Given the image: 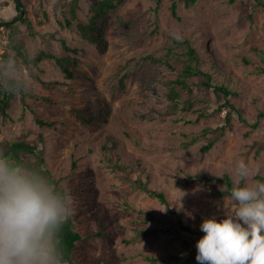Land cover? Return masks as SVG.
Instances as JSON below:
<instances>
[{"label": "rangeland", "instance_id": "rangeland-1", "mask_svg": "<svg viewBox=\"0 0 264 264\" xmlns=\"http://www.w3.org/2000/svg\"><path fill=\"white\" fill-rule=\"evenodd\" d=\"M22 1V16L32 26L19 20L14 27L3 23L8 38L14 32L11 42L34 57L61 54L65 40L82 77L66 83L55 58L27 64L11 50L9 63L0 64L3 78L10 84L21 80L31 94L24 98L17 87L7 115L0 110V153L7 141L16 140L43 149L66 188L76 228L88 236L74 251L77 263L264 264V233L257 232L264 228L263 206L221 195L225 184L200 178L229 174L248 198L257 194L259 177L264 179V6L256 0H197L190 6L179 0H107L114 7L106 6L100 19L107 40L102 52L78 22H88L92 9L105 0ZM16 14L14 0H0V21ZM190 47L197 50V61L190 57ZM185 63L199 64L215 83L236 92L230 97L235 108L219 110L222 100H216L213 87H196L191 98L173 99L168 83L176 69L169 64ZM69 85L73 92L65 90ZM92 97L99 108L108 101L110 112L106 121L85 124L71 109ZM37 117L51 124H39ZM108 136L131 177L110 160L104 146L113 143H106ZM211 140L214 145L202 151ZM138 178L163 191L170 206L138 187ZM40 186L19 168L8 174L0 155L5 197L0 264L36 263L34 256L23 258L19 252L13 259L4 257L6 244L18 232L41 239L44 249L52 247L50 233L34 214L20 218L8 207ZM174 210L193 229L217 232L220 256L207 249L193 255L196 248L185 241H192L194 233L161 230L160 221L172 223ZM235 228L254 232L258 251Z\"/></svg>", "mask_w": 264, "mask_h": 264}, {"label": "trees", "instance_id": "trees-1", "mask_svg": "<svg viewBox=\"0 0 264 264\" xmlns=\"http://www.w3.org/2000/svg\"><path fill=\"white\" fill-rule=\"evenodd\" d=\"M16 4L17 14L11 19H6L7 21H0V24L5 23L7 27H14L18 20L21 22H28L31 27L32 22L27 16H21V12L25 10V4L22 0H14ZM160 1V0H158ZM184 1L186 5L190 6L195 4L197 0H179ZM258 4L264 6V0H256ZM178 1H174L172 4V12L177 15L176 6ZM106 6L114 7V3L108 2L107 0L101 2L98 6L94 7L90 13L89 21L86 22L80 19L78 24L83 32V35L89 39L92 43L98 45L100 50L104 52L107 48V40L103 35L102 28L100 25V19L102 14L106 10ZM14 34V32H13ZM12 33L9 35V43L3 53L0 64H8L12 55V51L18 52L22 59L27 63H37L44 58H55L58 64L61 66V70L65 76V82L77 81L81 76L80 71L77 70L76 57H71L69 51L72 49L67 45L65 40H62V46L64 47L63 52L59 55L47 54L41 52L37 56H29L27 51L17 44L11 42ZM12 50V51H11ZM77 49H73L76 52ZM191 58L198 60V53L194 47H190L188 51ZM152 60H161L160 58L148 56ZM171 67L176 69L175 76L171 77L168 85H170V95L173 99L184 95L186 98H191L194 94V89L196 87L205 86L206 88L213 87L216 100H222L219 104V110L224 106L229 105L231 108H235V105L231 101L230 97L236 92L232 91L224 83L217 84L212 80L210 73L204 71L199 64L185 63V65H173L169 64ZM3 71L0 68V110L7 115V105L9 104L10 96L14 89L20 88L22 96L25 98L28 91H25V86L21 80H14L10 84V81L5 80ZM12 82V81H11ZM46 85H53L52 81L47 82L43 80ZM55 84V83H54ZM67 85V84H66ZM68 86V85H67ZM65 90L68 92H73L71 85ZM45 100L54 101L55 99L50 95L43 96ZM24 100V99H23ZM95 99L84 98V102L73 105L72 112L75 117H77L81 122L85 124H92L98 121H106L108 114L110 112V106L108 101L101 108L97 106ZM261 114V113H260ZM259 114V115H260ZM231 112H228L226 121L230 123ZM240 119L246 122V119L241 115ZM37 122L39 124L50 125L51 122L45 121L41 117H37ZM257 124V120L254 125ZM225 127L223 126L222 129ZM113 142L110 148H105L108 152H111L112 157L110 160H115L114 165L117 169L126 173L127 177H131L130 171H127V167L117 159L115 154V140L112 136H108L106 143ZM214 145V140L209 141L207 144L203 145L202 151H208ZM7 149L2 151L0 155L6 158V166L8 174H11L15 168H19L20 172L26 177L31 178L38 182L41 186L39 188L32 189L27 192V194L19 201L9 204V208L14 211L18 217H24L28 214L35 215L34 217L41 221L47 232L51 235L52 247L49 249H44L41 247V239L33 238L29 234L23 232H18L16 237H12L11 241L6 244V249L4 252V257L13 259V255L19 252L23 258L29 256H34L36 258L35 264H78L74 258V251L77 245L88 238V236L83 235L75 226V222L72 214L69 212V205L67 201V191L60 178L56 177L48 165L46 157L44 155L43 149L38 148L36 145L26 141V140H16L7 141ZM76 163H74L75 165ZM200 178L202 180H212L216 179L222 184L226 185L225 190H221L220 194H230L237 197L239 200L247 203L260 202L264 208V188H263V177H259L257 194L254 197H245L242 190L236 187L233 177L229 174H224L222 177L214 176H203ZM135 183L144 190L149 195L158 199L161 203L165 204L167 207L170 206L169 201L163 191L157 188L148 186L147 183L142 182L140 178L134 180ZM5 200L3 188H0V216L3 215L1 207ZM174 220L169 223L165 220H161V230L167 231L173 234H178L180 229L185 230L190 233H194L195 237H192V241H185L191 244L195 249L193 255H198L202 250L207 249L212 254H217L216 238L217 232H206L202 229H193L191 226L185 224L183 215L179 211H173ZM20 221V220H19ZM264 224V219H263ZM236 232L241 233L246 239V242L250 243L255 251H258V245L253 239L254 232L247 229H234ZM264 233V228L261 231ZM245 251V248H243ZM223 258V257H222ZM223 260H226L223 258ZM230 262V261H229ZM231 264V263H230ZM240 264V263H235Z\"/></svg>", "mask_w": 264, "mask_h": 264}, {"label": "built area", "instance_id": "built-area-1", "mask_svg": "<svg viewBox=\"0 0 264 264\" xmlns=\"http://www.w3.org/2000/svg\"><path fill=\"white\" fill-rule=\"evenodd\" d=\"M9 43V38L5 33L4 24H0V60L2 59L3 53Z\"/></svg>", "mask_w": 264, "mask_h": 264}, {"label": "water", "instance_id": "water-1", "mask_svg": "<svg viewBox=\"0 0 264 264\" xmlns=\"http://www.w3.org/2000/svg\"><path fill=\"white\" fill-rule=\"evenodd\" d=\"M23 15V11L21 12V16Z\"/></svg>", "mask_w": 264, "mask_h": 264}]
</instances>
